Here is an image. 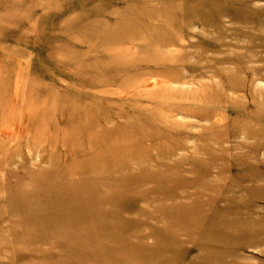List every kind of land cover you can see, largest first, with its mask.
Here are the masks:
<instances>
[{"label": "rangeland", "instance_id": "1", "mask_svg": "<svg viewBox=\"0 0 264 264\" xmlns=\"http://www.w3.org/2000/svg\"><path fill=\"white\" fill-rule=\"evenodd\" d=\"M0 264H264V0H0Z\"/></svg>", "mask_w": 264, "mask_h": 264}, {"label": "bare ground", "instance_id": "2", "mask_svg": "<svg viewBox=\"0 0 264 264\" xmlns=\"http://www.w3.org/2000/svg\"><path fill=\"white\" fill-rule=\"evenodd\" d=\"M176 39V40H175ZM175 39H172V38H169V36H167V35H165L164 37H162V38H160V39H156L155 40V43H157V44H159L162 48H166V47H173V48H171V49H173L172 50V53H169L168 51V53L167 54H164L163 55V53L162 54H160L158 57H160V58H158L157 60L159 61H157V64L158 65H165V64H167L169 61L170 62H173V63H176L177 65H180V63H181V60H180V58H176V57H178V55H179V53L180 52H182V51H180L181 50V48H184L186 45H185V43H186V41H185V39H183V38H180V37H178V38H175ZM175 40V41H174ZM177 47V48H176ZM168 49H170V48H168ZM157 52V51H156ZM171 57V58H170ZM185 59V58H184ZM183 58H182V60H184ZM187 59V58H186ZM188 60V59H187ZM155 62H156V60H155ZM169 62V63H170ZM187 62H189V60L187 61ZM168 63V64H169ZM186 63V62H185ZM171 64V63H170ZM169 64V65H170ZM168 65V66H169ZM165 67V66H164ZM193 78V77H192ZM183 79V76H182V78H181V80ZM168 80V79H167ZM159 81V82H158ZM162 81H164V80H158V79H155L154 80V82H152V83H149L148 81H145V82H147L146 83V85H150V86H157L160 82H162ZM171 81V80H170ZM184 81V80H183ZM144 82V83H145ZM166 82V81H165ZM171 82H174L175 83V81H171ZM177 82H179V81H176V83ZM185 82V81H184ZM189 83H190V81H188ZM167 84H168V81L166 82ZM173 83V84H174ZM179 83H181V82H179ZM170 84V83H169ZM168 84V87L170 86V85H173V84H170L169 85ZM182 84H183V82H182ZM185 84V83H184ZM165 85V84H164ZM166 86V85H165ZM230 87V86H229ZM170 89V88H169ZM168 89V90H169ZM174 89V88H173ZM176 90V89H175ZM173 91L172 90V92H170L169 91V95H172V93H173V95H175V94H177L178 93V91ZM202 91H203V89H201ZM180 95H182L181 93H180ZM153 96H154V94H153ZM156 96V95H155ZM178 96V95H177ZM158 98V97H157ZM182 98V97H181ZM180 98V99H181ZM186 97H184V99H185ZM189 98L190 97H187V99L189 100ZM154 99H155V97H154ZM191 99H192V97H191ZM195 100H196V98H195ZM13 130V129H12ZM19 130V129H18ZM7 132V131H6ZM6 132L4 131L3 132V134H6ZM13 132V131H12ZM10 134V133H9ZM2 136V135H1ZM112 146V145H111Z\"/></svg>", "mask_w": 264, "mask_h": 264}]
</instances>
